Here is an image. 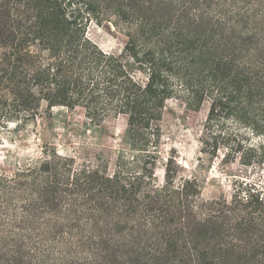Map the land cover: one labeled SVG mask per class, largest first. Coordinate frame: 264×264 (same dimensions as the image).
<instances>
[{"label": "trees", "instance_id": "obj_1", "mask_svg": "<svg viewBox=\"0 0 264 264\" xmlns=\"http://www.w3.org/2000/svg\"><path fill=\"white\" fill-rule=\"evenodd\" d=\"M123 1L0 0V127L80 108L94 126L125 117L129 152L112 174L55 150L0 174V264H264V188L202 201L195 179L173 184L170 159L154 181L176 97L207 104L202 153L250 163L242 134L264 135V0H184V26L179 0ZM103 9L123 23L119 55L86 35Z\"/></svg>", "mask_w": 264, "mask_h": 264}, {"label": "rangeland", "instance_id": "obj_2", "mask_svg": "<svg viewBox=\"0 0 264 264\" xmlns=\"http://www.w3.org/2000/svg\"><path fill=\"white\" fill-rule=\"evenodd\" d=\"M116 1L124 3L123 0ZM151 2L154 0H141L138 4L148 6L153 4ZM179 2L181 15L175 14L172 20H178L184 26V0ZM105 5H111L110 1ZM102 14L100 22H89L86 35L104 52L119 55L127 40L120 29L123 23L106 9H103ZM206 111L207 104L192 110L186 107L180 97L171 98L165 103L159 123L155 183L158 186L163 184L165 164L170 159L173 184L179 185L184 179H195L202 201L220 198L229 200L234 189L239 187L252 185L263 189L264 135L251 134L250 131L242 134L246 137L243 140L245 146L253 148L247 154L251 155L247 165L242 163L239 155L236 159L222 160L223 149L211 157L201 152ZM125 129V117L107 118L101 125L94 126L80 108H53L48 113L43 107L40 117L24 127L15 128L13 124L0 127V174L10 176L18 168L42 160L45 152L51 150L73 158L76 167H99L112 174L117 156L129 154L123 144ZM181 236L179 234L178 238ZM177 245L184 248V241L177 239Z\"/></svg>", "mask_w": 264, "mask_h": 264}]
</instances>
